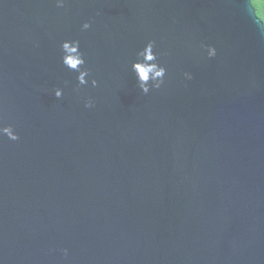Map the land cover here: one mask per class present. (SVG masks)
<instances>
[{
  "label": "water",
  "instance_id": "95a60500",
  "mask_svg": "<svg viewBox=\"0 0 264 264\" xmlns=\"http://www.w3.org/2000/svg\"><path fill=\"white\" fill-rule=\"evenodd\" d=\"M254 13L252 0H0V127L19 136L0 134V264H264ZM65 40L80 41L86 85ZM149 41L167 71L145 94L133 64Z\"/></svg>",
  "mask_w": 264,
  "mask_h": 264
},
{
  "label": "clouds",
  "instance_id": "9594fccd",
  "mask_svg": "<svg viewBox=\"0 0 264 264\" xmlns=\"http://www.w3.org/2000/svg\"><path fill=\"white\" fill-rule=\"evenodd\" d=\"M65 0H57L58 5H63ZM254 12V11H253ZM256 19L259 21V29L261 32H264V15L257 16L254 13ZM89 22L83 24L84 29L90 27ZM155 46V41H149L147 45L138 53L142 58L137 60L133 64V69L136 72L137 79L139 81V87L142 89L143 93L147 94L150 91V88H160L164 83V77L166 75V68L160 65L158 62L149 63V61H156V53L153 51ZM63 50V63L71 70L78 72V81L81 85H86L88 81L85 79L89 76L90 70L87 68H82L81 66L86 63L84 54L80 50V41L79 40H65L62 44ZM216 49L212 47L209 51V55H215ZM185 76L191 79L190 73H185ZM93 86L98 84L96 79L91 81ZM56 97H61L63 95V89H56ZM94 101L89 99L86 106L91 107ZM0 134H7L12 140L19 139L18 133L13 129V126H3L0 127ZM67 250H65L66 252Z\"/></svg>",
  "mask_w": 264,
  "mask_h": 264
},
{
  "label": "trees",
  "instance_id": "16d2710c",
  "mask_svg": "<svg viewBox=\"0 0 264 264\" xmlns=\"http://www.w3.org/2000/svg\"><path fill=\"white\" fill-rule=\"evenodd\" d=\"M252 4L258 16L264 15V0H252Z\"/></svg>",
  "mask_w": 264,
  "mask_h": 264
}]
</instances>
